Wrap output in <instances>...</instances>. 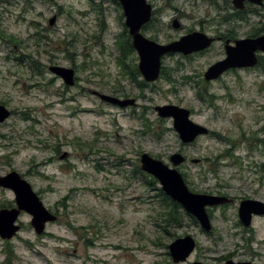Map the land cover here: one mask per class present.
Wrapping results in <instances>:
<instances>
[{
    "label": "rangeland",
    "instance_id": "1",
    "mask_svg": "<svg viewBox=\"0 0 264 264\" xmlns=\"http://www.w3.org/2000/svg\"><path fill=\"white\" fill-rule=\"evenodd\" d=\"M148 2L156 11L142 33L159 44L192 31L231 42L264 33V4L241 22L225 0ZM121 15L111 0H0V104L11 112L0 124V176L18 173L57 217L38 235L21 212L18 234L0 238V264H264V216L252 219L250 231L237 225L241 200L264 202V55L254 68L206 82L204 72L224 57L220 42L203 53L168 54L162 67L169 80L140 89L117 65ZM49 66L72 68L75 84L65 86ZM94 91L135 105L103 102ZM164 104L188 109L210 134L182 144L172 120L153 109ZM141 153L169 167V156L180 153L187 160L178 170L192 192L234 200L209 208V233L188 216L164 231L159 183L132 173ZM13 206V192L0 187V210ZM186 235L196 247L173 263L168 245Z\"/></svg>",
    "mask_w": 264,
    "mask_h": 264
},
{
    "label": "water",
    "instance_id": "2",
    "mask_svg": "<svg viewBox=\"0 0 264 264\" xmlns=\"http://www.w3.org/2000/svg\"><path fill=\"white\" fill-rule=\"evenodd\" d=\"M117 2L122 9L124 24L131 38V45L138 57L137 69L141 78L146 83H155L162 68V57L168 54H181L188 56L208 49L214 42L203 32L193 31L181 36L175 41L166 44H159L154 40L145 37L141 30L152 16V6L147 0H111ZM244 1L232 0L235 9H243ZM254 5L262 6L264 0H247ZM56 16H52L48 25L55 23ZM177 19L172 21V28L178 29ZM225 56L210 65L203 74L206 82L216 80L229 69L254 68L258 64V55H264V33L257 37H245L235 40L233 44L229 41L224 43ZM48 70L59 77L64 85L70 87L75 84V72L72 68L49 66ZM101 101L127 107L135 105V100L111 97L92 92ZM154 111L162 119H171L172 127L178 134L182 144L194 142L198 137L208 135L207 128L194 123L190 118V111L181 106L164 104L155 106ZM11 112L0 104V124L8 119ZM264 131V127H263ZM171 166H167L161 160L150 157L147 153L139 156L140 170L152 176L159 184L162 192L172 202L179 204L186 213L198 222L201 229L209 233L212 229L211 221L207 210L209 208L228 205L233 202L232 198L224 195L199 194L192 192L179 172L178 167L185 163V157L180 153L169 156ZM192 163H199V159L191 160ZM0 187L9 189L14 194V206L9 209L0 210V238L11 240L19 231L17 223L21 212L31 217L30 225L35 233H44L45 225L53 222L57 217L51 213L42 203L39 196L32 190L30 184L14 171L0 176ZM238 220L244 228L251 225L254 216H264V202L254 199H243L238 204ZM196 247L194 239L183 236L175 239L168 245V252L173 263H180L187 260ZM192 264H199L193 262ZM224 264H255L250 261L234 262L225 261Z\"/></svg>",
    "mask_w": 264,
    "mask_h": 264
},
{
    "label": "trees",
    "instance_id": "3",
    "mask_svg": "<svg viewBox=\"0 0 264 264\" xmlns=\"http://www.w3.org/2000/svg\"><path fill=\"white\" fill-rule=\"evenodd\" d=\"M240 15H241V13L235 12L234 17H238ZM121 17H122V15H121ZM153 19H154V17H153ZM150 24H151V22L148 25H150ZM258 32L259 31H256V32L252 31L250 33V36H256V35H258ZM153 37L154 38L156 37L155 33H154ZM8 39H9V41H11L13 43L19 42L13 36H8ZM115 46L118 49L117 51L119 53V55L117 57V65L120 68L121 74L123 76H127V78L130 81H134L137 84L138 88L143 89L144 87H147L148 84H146L142 79L141 80L139 79L140 74L137 70V64L135 61V57H133V54L135 52H134L132 45H131V39H130L129 35L127 34V31L125 28H124V31L121 35L116 36ZM260 60L262 61L263 58L262 57L259 58V64H260ZM33 66H34V70H36L37 66L36 65H33ZM263 69H264V67H263ZM161 77H164V78L169 80V75L166 73V69L164 67H162V70H161ZM198 98H201V97L199 96ZM132 173L133 174L140 173L141 176L145 178V180H146L145 183H147L148 185H153V184L156 185L158 183L154 178H152L150 176L148 177L146 174L142 173L139 170L138 166L136 167L135 170H133ZM156 197H159L160 204H161V207L163 209L162 216H163V223H164L163 225H164V231L165 232L168 233L166 228L169 226L180 227L181 220H182L181 218L183 216H188L190 219H192L194 221L192 216L187 214L179 204L172 202L170 200V198L167 197L161 191L160 188L158 189V194ZM207 212H208L209 218L211 219V211L208 209ZM237 225L240 226V222H237ZM70 229L78 231L77 228H74V227H70ZM243 230H244V232L250 231V229L249 230L243 229ZM250 240L251 239L249 238L248 242H250ZM5 251H6V255H7V262H9L14 257V253H13V250H12V247L10 246V244H6Z\"/></svg>",
    "mask_w": 264,
    "mask_h": 264
},
{
    "label": "flooded vegetation",
    "instance_id": "4",
    "mask_svg": "<svg viewBox=\"0 0 264 264\" xmlns=\"http://www.w3.org/2000/svg\"><path fill=\"white\" fill-rule=\"evenodd\" d=\"M163 2H164V5H171V2H172V0H162ZM207 1H211V3L212 4H215V0H207ZM225 2L226 3H231V5H232V7H233V9H234V11H233V15L231 14V18L232 19H237V20H239V21H244L245 19H246V14H248L250 11L252 12V10H254V7H255V5L254 4H252V3H249L247 0L246 1H244V7H243V9H235L234 8V6H233V4H232V0H225ZM250 6V7H249ZM153 7V6H152ZM155 11L156 10H154V8H153V15H155ZM235 12H238V13H241V15L240 16H238V17H234V14H235ZM233 16V17H232ZM245 16V17H244ZM226 18H229V16H227ZM228 21H230V19L228 20ZM151 25V24H150ZM150 25H147L145 28H147V27H149ZM180 27V26H179ZM193 32V31H192ZM257 36H259V34L258 35H256V36H248V37H257ZM212 37V36H211ZM214 38V43H216V42H220L221 44H222V47H223V49H225L224 48V43H225V41H230L229 39H227L225 36H219V37H213ZM235 40H232V42L230 41L229 43L231 44H233V42H234ZM213 43V44H214ZM212 44V45H213ZM211 45V46H212ZM210 48V47H209ZM208 48V49H209ZM207 50V49H206ZM206 50H204V51H206ZM204 51H201V52H198V53H203ZM195 54H197V53H195ZM224 56H225V50H224ZM260 54L258 55V58H260ZM258 65V64H257ZM244 69H249V68H244ZM233 70H237V69H229V70H227V71H225L223 74H226V73H228V72H231V71H233ZM222 74V75H223ZM221 75V76H222ZM221 76H219L218 78H220ZM217 78V79H218ZM216 79V80H217ZM209 134H210V132H209ZM185 157V156H184ZM185 159L187 160V158L185 157ZM185 160V161H186ZM254 217H256V216H254ZM253 217V218H254ZM258 217H260V216H258ZM252 218V219H253Z\"/></svg>",
    "mask_w": 264,
    "mask_h": 264
}]
</instances>
